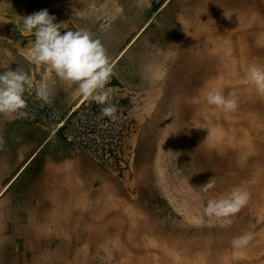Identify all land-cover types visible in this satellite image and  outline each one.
Segmentation results:
<instances>
[{
	"label": "rangeland",
	"instance_id": "obj_1",
	"mask_svg": "<svg viewBox=\"0 0 264 264\" xmlns=\"http://www.w3.org/2000/svg\"><path fill=\"white\" fill-rule=\"evenodd\" d=\"M243 2L245 8L254 12L251 24L249 18H244L243 22L223 24L221 19L224 17L215 5L233 12V16L239 9H230L222 0H186L188 6L191 3L200 6L196 8V15L192 14L195 7L186 9L180 2V6H177L178 30L174 32L178 46L163 48L161 54L158 49L155 52L158 60H162L157 67L161 71L157 86L139 97L136 109L118 114L121 117L119 121L113 122L107 118L99 127L85 128L89 131L85 149L91 155L74 147L106 171L120 192L106 184L101 187L100 183L98 189L93 191L97 193L89 196L83 193V198L77 200L74 207L67 208L66 216L60 217L62 223H36L37 237L33 239L0 240V264H130L133 261L141 264H184L182 261L190 257L194 258L195 264H264V187L251 191L249 203L233 218L232 225L221 228L203 216L202 210L209 199L217 198L232 188L227 185L222 188L216 184L207 193L202 192L199 188L213 178L214 170L209 169L211 166L205 162L201 166L200 161H195L197 155L189 154L184 148L187 145L185 137L202 127L207 132L201 139L205 146L215 151L221 148L222 143L226 146L228 140L223 136L227 133L242 142L239 143L242 148L248 147L244 142L254 145V152H248V156L255 157L250 164L252 172L262 165L257 160L264 156V139L260 138L264 135V97L256 93L254 86L241 83L247 71H239L241 81L234 80V83L228 84H225L222 74L208 77L207 80V76H204L217 65L220 69L236 67L234 56L228 62L223 58L226 51L223 43L233 45L232 54L238 47H249V60L245 62L264 65V32L257 29L259 21L264 22V14L258 7L259 3L264 8V0H251L248 4ZM2 7L3 58L6 61L16 56L31 59L35 37L23 27L27 11L24 10V14L19 12L20 16L17 17L5 12V4ZM20 9L23 10L22 7ZM227 29L235 31L234 39L230 40L224 35L223 31ZM242 30L246 32V38L239 40L237 34ZM214 37L218 44L209 41ZM151 52L152 49H147L146 53L150 55ZM212 56L216 59L211 60ZM189 69L194 75H188ZM31 76H35V81H40L39 74ZM209 82L211 85H205ZM213 82H219L224 87L240 85L243 90H251L255 106L250 111L247 107V110L242 109L241 101L245 94H241L237 99L234 97L239 107L231 112L225 125L199 126L187 116L190 110L187 111L185 106L189 101L193 103L192 98L201 99L203 88L209 89ZM178 104L182 111L185 109L181 116L176 115L175 107ZM215 115L217 117L218 113ZM246 116L253 120L252 131L241 122L238 126L229 125L232 118L239 120ZM229 149L227 157H235L234 160L239 162L242 157L233 156ZM216 169L226 176L236 174L234 166L232 169L230 165ZM246 177L244 180L252 185L253 177ZM262 179L264 181V176ZM241 186L236 183L234 188ZM254 193L259 195L258 202ZM109 228L114 231L105 234ZM245 233H252L250 243L241 249L233 248L231 240ZM127 238L132 239L131 248L126 245ZM36 241L43 243L38 250L33 248ZM176 242L183 244L175 250L177 254L170 251L162 260V249L170 250V245L177 246ZM187 245L193 248L186 250L184 246ZM59 249L64 250L61 253ZM34 254L36 257L33 259ZM171 255L174 258L176 255V258H171ZM203 257H207V260Z\"/></svg>",
	"mask_w": 264,
	"mask_h": 264
},
{
	"label": "crops",
	"instance_id": "obj_2",
	"mask_svg": "<svg viewBox=\"0 0 264 264\" xmlns=\"http://www.w3.org/2000/svg\"><path fill=\"white\" fill-rule=\"evenodd\" d=\"M185 1L150 0L147 7L144 0H0V73L9 67L13 71L19 67L30 75L39 74L40 80H55L51 103L62 111L83 99L76 94L74 86L60 82L54 73L35 65L32 59L16 56L6 61L3 58L2 4H5V12L17 17L19 12L24 14V10L27 11L25 16H30L41 11L40 8L47 9L49 15L56 17L55 23L86 29L102 41L114 66L108 87L120 99L119 111L136 109L139 97L156 87L160 80L161 71L157 67L162 60H158L156 49L161 54L163 48L178 46L174 35L179 22L177 6L181 2L183 8L195 7L192 14H197L198 4L188 6ZM222 1L230 9L242 6V0ZM215 7L222 15L233 14L220 5ZM238 13L237 10L234 15ZM147 49L154 53L148 55ZM0 140L3 141L0 240L33 239L37 237L36 223H62L60 217L66 216L67 208L74 207L83 193L88 196L97 193L93 191L100 183L101 187L106 184L120 192L106 171L90 158L79 153L59 134H50L47 128L27 118L6 120L0 117Z\"/></svg>",
	"mask_w": 264,
	"mask_h": 264
},
{
	"label": "clouds",
	"instance_id": "obj_3",
	"mask_svg": "<svg viewBox=\"0 0 264 264\" xmlns=\"http://www.w3.org/2000/svg\"><path fill=\"white\" fill-rule=\"evenodd\" d=\"M150 7V0H144ZM56 17L47 9L23 18V27L35 37L31 48V59L35 65L43 66L55 74L60 82L74 86L76 94L89 103L101 106V115L110 121L121 119L117 107L111 102L112 89L108 87L114 75V66L107 49L99 38L86 29L63 30L64 23H55ZM165 56L167 52L165 51ZM244 85H252L258 95L264 97V65H249ZM55 80L34 78L19 67L0 73V117L6 120L28 118L26 93L34 92L37 100L51 103ZM210 106L225 112H235L239 105L236 99L226 97L221 92L209 91L205 97ZM3 141L0 140V149ZM216 185L215 177L199 189L207 193ZM250 200V193L242 188H234L217 198L209 199L203 207V216L221 228L230 227L233 218ZM253 239L252 233H245L231 240L236 249L246 247Z\"/></svg>",
	"mask_w": 264,
	"mask_h": 264
},
{
	"label": "bare ground",
	"instance_id": "obj_4",
	"mask_svg": "<svg viewBox=\"0 0 264 264\" xmlns=\"http://www.w3.org/2000/svg\"><path fill=\"white\" fill-rule=\"evenodd\" d=\"M244 1H245L246 4H248L249 2H251V0L250 1L249 0H244ZM262 4L264 6V3H262ZM244 6L245 5H244V2H243L242 3V9L239 8V7H236L237 9H240L239 10V13H238L239 15H236V16L226 15V14L223 15L224 18L221 19V22L223 24H225V23L232 24L233 21H236V23L238 21L239 22H241V21L243 22L244 21L243 20L244 18L245 19L246 18H249L248 22H249V24H251V22L253 21L251 19L254 18V12H252V9H247ZM258 7L259 8L261 7V12L264 14V8H262V5L259 6V3H258ZM226 26H230V25H226ZM257 29H258V32H261V31L264 32V22L259 21V25H258ZM215 30H218L219 31V29H215ZM234 32L235 31L233 29H227V30H224L223 31L224 35H226V37H228L230 40L232 38L234 39L233 36L236 34ZM237 35L239 37L238 38L239 40L242 37H245L246 38V32H245V30H242V31L238 32ZM236 38H237V36H236ZM209 41L210 42H213V44H218L219 43L217 41V39H215V37L214 38H210ZM226 45L227 44H225V43L222 44V47L225 48V50H226L225 53H224L225 56L223 58L226 59V62H228V61L232 60L231 58L234 56V58H233L234 63L237 61L236 67L232 68L230 66H227V68L220 69L219 66L217 65V67L215 69H212V70L208 71L207 73H205L204 76H207L205 80H207L208 77H213L214 75L222 74L223 77H224V79H225V81H224L225 84H228L230 82L234 83V80L241 81L239 79L240 76H241L240 73H239V71H247V69L249 67V64H248L249 62L248 63L245 62V60H249L248 59V55H250L249 47L248 48H246V47H238L236 50L234 49V53L232 54V52H233V49H232L233 45L232 46L231 45L226 46ZM215 59L216 58L214 56L211 57V60H215ZM188 75H194V73L190 70V72H188ZM203 79H204V77H203ZM203 79H200V81L202 82ZM210 79H212V78H210ZM221 82H222V80H221ZM205 85H211V83L209 82V83H207ZM242 88L243 87L240 86V85H238V86H236V85H231L230 86L229 85L228 87H224L219 82H213V85L209 89H206L205 87L203 88V90L201 91L202 92V95H201L202 98L201 99L200 98H198V99L192 98L193 103H191L190 101L188 103H186V106H185V107H187L186 110L187 111L190 110V112L187 113V116L190 119H192V121L194 123L200 124L199 126H201V125H208V127H212V126H220V124L221 125H223V124L225 125L227 123V120L231 116V112L230 113H225V112H223V111L215 108V106L208 105L206 103V100L204 98V95L205 94L207 95V93L209 91H212V90L221 92L223 95H226V97H231V98H234L235 97L236 99L241 94H242V96L245 94V96H243V98H242L243 99V102L241 101V105L243 104L242 109L247 110V108H248V110L250 111L255 106V102H253V98H252L253 97V93L249 89H247V90L244 89L243 90ZM188 90L192 91V89H190V88H188ZM199 93H200V91H199ZM189 95L190 96H193V94H189ZM186 96H188V95H186ZM186 99H188V97H186ZM175 109H176L175 111H177L176 112L177 113L176 114L177 116H181L185 112V109L183 111H182V108L180 109V104H178V106L175 107ZM216 112L218 113V116L217 117L215 115ZM219 113H220V115H219ZM221 118H224V119H221ZM240 122H241V124L248 125V127L252 131V129H253V127H252L253 120L251 119V117H248V116H246L245 118H240L239 120L238 119L236 120V119H233L232 118V120L229 122V125L230 126H233V127L234 126H238V124ZM178 123L180 124V119H179ZM205 130L202 129V127H199L198 129H196V132L195 133L188 134L187 137H185L186 140H187V145H185L184 148L186 149V151L189 154L197 155L196 156L197 158H195L197 160H195V161L198 162V163L200 161L201 166H202V164L204 162H205L206 165H210L211 166V168H209V169H213L214 170L212 172V176H213V178L215 177L216 184L221 185L222 188H223L224 185H227V186L231 187L232 189H234V187L236 186V183H238L239 186L242 185L239 188H242L243 187L244 190H247L249 193L251 191H253V190H257V189H255L256 187L258 189L260 187H262V186L264 187V181L262 179V177L264 176V156H263V158H258V160H257V161H260V163L262 164L260 166V168H257L255 172H252V166L250 164H251V162L255 161L254 160L255 157L248 156V152L250 150L252 152H254V149L255 148H254V145L251 142H244L243 144H245V146L246 147L248 146V147L247 148H245V147L242 148L240 146V144H239V143H242V142L237 141L235 137H231L227 133H225L223 137H225L226 140H228V141H226V143L227 142L228 143L226 144V146H224L223 143L220 144V146H221L222 149L219 148L218 150L215 151L213 148L205 146L202 143V141H201V139L203 137H205V135L207 133ZM253 133H257V132H253ZM257 135H258V133H257ZM260 138L261 139H264V135L262 137H260ZM260 142H261V140L257 144L260 145L259 144ZM229 147L231 148V150L230 149L229 150H230V152H231V154L233 156L235 154L236 156L242 157V159L239 162H236L234 160L235 157H231V156H228L227 157L226 153H227ZM229 165H230L231 169H232V166L235 167L234 171L236 172V174L231 175V176H228V175L226 176V174H224V172H221L220 170H217L216 169L218 166H220L221 168H226ZM248 175H249L250 178L253 177V180H254V182H253L254 184L252 183L253 187H252L251 184L247 183L244 180V179H247L246 176H248ZM245 185H247V188H246ZM254 195L256 196L255 199L257 198V202H258L259 201V195L258 194H255V193H254ZM118 227H119V225H118ZM112 231H114V230H112V229L109 228V230L105 231V234H107L109 232L111 233ZM182 231L187 232L184 229ZM103 234L104 233H102V235ZM88 237H89V235L87 236V238ZM131 243H132V239L127 238L126 239V245H127V247L129 246V248H131L132 247L131 246ZM144 243L146 244V240H144ZM176 244H177V246L176 245L175 246L170 245V247H169L170 250H168L167 248L162 249V253H163L162 254V260H164L165 255L167 253L170 254V251H175V250H177V248L179 246H183V244L181 242H176ZM41 246H43V243L40 242V241H36V243L33 245V248L35 247V249L38 250V249L41 248ZM50 246H51V244H50ZM188 246L189 245L184 246L186 250L189 249V248H193V246H189V247ZM35 249H33V250H35ZM59 250L62 253L64 249H59ZM175 253H176V251H175ZM35 257L36 256L34 254L33 259ZM171 258H174V256L171 255ZM175 258H176V255H175ZM203 258L205 260H207V257H203ZM209 258H211V256H209ZM58 261L59 260H57V262ZM50 262H52V259L50 260ZM53 262H55L54 259H53ZM133 262L134 263H130V264H141L140 262H135V261H133ZM182 263H184V264H195V261H194V258L190 257V258L184 259V261H182ZM198 263H200V262H198Z\"/></svg>",
	"mask_w": 264,
	"mask_h": 264
},
{
	"label": "built area",
	"instance_id": "obj_5",
	"mask_svg": "<svg viewBox=\"0 0 264 264\" xmlns=\"http://www.w3.org/2000/svg\"><path fill=\"white\" fill-rule=\"evenodd\" d=\"M63 30L76 31L79 29L63 26L61 34H63ZM25 99L28 101L29 116L27 119L30 122L44 126L50 131V134H60L68 144L91 155V152L85 149L89 132L85 128L93 129L107 121V117L101 115V106L82 99L69 110L62 111L52 103L37 100L34 92L26 93ZM111 102L117 107L118 114H123L119 111L120 99L112 92Z\"/></svg>",
	"mask_w": 264,
	"mask_h": 264
}]
</instances>
